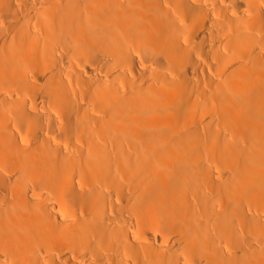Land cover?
Instances as JSON below:
<instances>
[{
	"label": "bare ground",
	"instance_id": "1",
	"mask_svg": "<svg viewBox=\"0 0 264 264\" xmlns=\"http://www.w3.org/2000/svg\"><path fill=\"white\" fill-rule=\"evenodd\" d=\"M0 264H264V0H0Z\"/></svg>",
	"mask_w": 264,
	"mask_h": 264
}]
</instances>
